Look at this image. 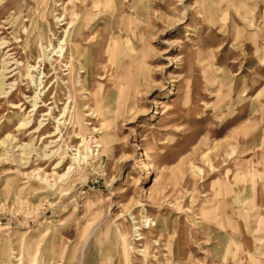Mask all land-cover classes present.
<instances>
[{
    "label": "rangeland",
    "instance_id": "374dc122",
    "mask_svg": "<svg viewBox=\"0 0 264 264\" xmlns=\"http://www.w3.org/2000/svg\"><path fill=\"white\" fill-rule=\"evenodd\" d=\"M2 76L0 264H264V0H0Z\"/></svg>",
    "mask_w": 264,
    "mask_h": 264
},
{
    "label": "bare ground",
    "instance_id": "6f19581e",
    "mask_svg": "<svg viewBox=\"0 0 264 264\" xmlns=\"http://www.w3.org/2000/svg\"><path fill=\"white\" fill-rule=\"evenodd\" d=\"M77 30V29H76ZM4 77L2 76L1 78H0V82H1V80L3 79ZM86 79V78H85ZM25 122H21L20 124H19V126H21V125H23Z\"/></svg>",
    "mask_w": 264,
    "mask_h": 264
}]
</instances>
